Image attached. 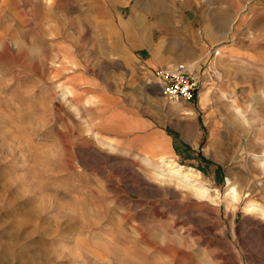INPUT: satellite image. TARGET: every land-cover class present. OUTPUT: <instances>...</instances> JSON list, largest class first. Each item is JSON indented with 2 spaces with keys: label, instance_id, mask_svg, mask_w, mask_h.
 Returning <instances> with one entry per match:
<instances>
[{
  "label": "rangeland",
  "instance_id": "374dc122",
  "mask_svg": "<svg viewBox=\"0 0 264 264\" xmlns=\"http://www.w3.org/2000/svg\"><path fill=\"white\" fill-rule=\"evenodd\" d=\"M260 208L264 0H0V264H264Z\"/></svg>",
  "mask_w": 264,
  "mask_h": 264
},
{
  "label": "built area",
  "instance_id": "2783aa9c",
  "mask_svg": "<svg viewBox=\"0 0 264 264\" xmlns=\"http://www.w3.org/2000/svg\"><path fill=\"white\" fill-rule=\"evenodd\" d=\"M161 94L176 102H191L196 96V82L185 64L165 67L158 72Z\"/></svg>",
  "mask_w": 264,
  "mask_h": 264
},
{
  "label": "bare ground",
  "instance_id": "6f19581e",
  "mask_svg": "<svg viewBox=\"0 0 264 264\" xmlns=\"http://www.w3.org/2000/svg\"><path fill=\"white\" fill-rule=\"evenodd\" d=\"M164 154L163 155H161L160 157V159H163L164 158ZM166 160V159H165ZM164 159H163V161L165 162V164L170 168V170H169V172H170V176H172V177H174L176 180H178V181H191L193 178H194V175H198L199 173L198 172H195V173H193V172H191V171H183V166H181V165H176L175 164V166L174 165H172V163H170L169 161H165ZM173 161V160H172ZM189 169V168H188ZM167 172H168V170H167ZM196 181V180H195ZM193 184V183H192ZM190 186H193V185H190ZM195 186V185H194ZM203 186V185H202ZM229 190V189H228ZM233 190V188L231 187V191ZM205 192V191H204ZM228 192V191H227ZM205 194V193H204ZM229 194V193H228ZM227 194V195H228ZM233 195H234V193H233ZM233 197V196H232ZM250 204V203H249ZM254 205V204H253ZM248 206V205H247ZM251 207V206H250ZM256 207V206H255ZM258 209V208H257ZM247 210H248V208H247ZM255 211H258V210H256V209H254ZM260 213H263L262 211H263V209H261L260 208ZM259 214V213H258ZM263 215H264V213H263Z\"/></svg>",
  "mask_w": 264,
  "mask_h": 264
},
{
  "label": "crops",
  "instance_id": "0c3cea01",
  "mask_svg": "<svg viewBox=\"0 0 264 264\" xmlns=\"http://www.w3.org/2000/svg\"><path fill=\"white\" fill-rule=\"evenodd\" d=\"M160 144H162V146ZM169 144H170V147L172 148L173 145H172L171 139L169 140ZM169 144H168V137H166L162 143H159L160 146H158L157 148L163 149V148L169 147Z\"/></svg>",
  "mask_w": 264,
  "mask_h": 264
}]
</instances>
